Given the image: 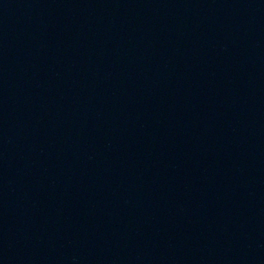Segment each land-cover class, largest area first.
<instances>
[{"label":"water","instance_id":"95a60500","mask_svg":"<svg viewBox=\"0 0 264 264\" xmlns=\"http://www.w3.org/2000/svg\"><path fill=\"white\" fill-rule=\"evenodd\" d=\"M0 264H264V0H0Z\"/></svg>","mask_w":264,"mask_h":264}]
</instances>
